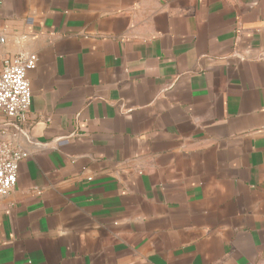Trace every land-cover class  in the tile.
Returning a JSON list of instances; mask_svg holds the SVG:
<instances>
[{"label":"crops","instance_id":"0c3cea01","mask_svg":"<svg viewBox=\"0 0 264 264\" xmlns=\"http://www.w3.org/2000/svg\"><path fill=\"white\" fill-rule=\"evenodd\" d=\"M21 52L0 264H264V0H0Z\"/></svg>","mask_w":264,"mask_h":264},{"label":"built area","instance_id":"2783aa9c","mask_svg":"<svg viewBox=\"0 0 264 264\" xmlns=\"http://www.w3.org/2000/svg\"><path fill=\"white\" fill-rule=\"evenodd\" d=\"M38 60V55L31 52L7 55L3 59L0 115L8 122L0 125V195H7L15 188L20 163L30 154L19 142L17 125L25 123L30 112L32 91L28 72L38 66Z\"/></svg>","mask_w":264,"mask_h":264}]
</instances>
